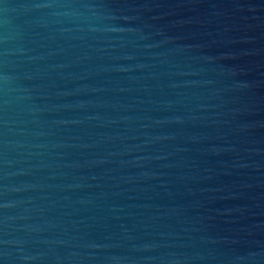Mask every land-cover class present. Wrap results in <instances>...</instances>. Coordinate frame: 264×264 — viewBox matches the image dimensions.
I'll return each instance as SVG.
<instances>
[{"label": "water", "instance_id": "obj_1", "mask_svg": "<svg viewBox=\"0 0 264 264\" xmlns=\"http://www.w3.org/2000/svg\"><path fill=\"white\" fill-rule=\"evenodd\" d=\"M0 75V264H264V0H0Z\"/></svg>", "mask_w": 264, "mask_h": 264}, {"label": "clouds", "instance_id": "obj_2", "mask_svg": "<svg viewBox=\"0 0 264 264\" xmlns=\"http://www.w3.org/2000/svg\"><path fill=\"white\" fill-rule=\"evenodd\" d=\"M36 8L40 9H65L63 11H53L51 13L52 16L56 17L55 22L56 23H62L64 20H68L72 23H89L93 19H96L95 13H92V15H88L83 11H79L76 8H74L71 4H60L55 2H46V3H40L35 5ZM88 7V6H84ZM92 31H97L98 29H90ZM8 39L5 37V40ZM12 53L5 52L4 55H11ZM18 77L10 76V75H0V84L4 85V90L8 93L11 92H17V91H24L23 89H17L10 87L15 80H17ZM17 99H25V97H17ZM4 207H13L12 204H6Z\"/></svg>", "mask_w": 264, "mask_h": 264}]
</instances>
